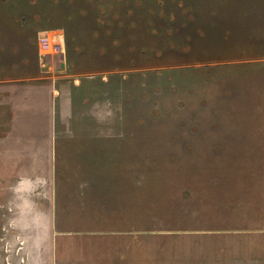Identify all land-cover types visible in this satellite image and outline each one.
Here are the masks:
<instances>
[{"label":"rangeland","instance_id":"374dc122","mask_svg":"<svg viewBox=\"0 0 264 264\" xmlns=\"http://www.w3.org/2000/svg\"><path fill=\"white\" fill-rule=\"evenodd\" d=\"M64 1L65 6L53 7L49 17L35 10L36 20L30 24L21 23L18 16H11V23L0 21V151H5L10 136L6 132L11 109L5 98L12 88L36 80L57 88V103L65 104L75 80L88 82L85 102L91 104L98 98L110 109L105 108L109 118L104 117L103 124L95 120L85 124L93 128L118 124L135 130L134 141L120 142L130 145L129 154L123 149L118 156L135 166L120 169L133 181L130 190L135 200L130 204L134 215L104 218L135 219L139 226L159 228L187 205L182 195L200 191L192 180L201 177L199 161L204 153L199 146L211 126L217 127L218 116L231 121L234 111L253 113L255 107H262L264 112V0L241 1V7L236 2L226 7L199 0L197 19L186 8L168 19L155 4H151L153 12L143 17L139 12L150 0ZM219 6L242 12V20L224 25L242 30L231 41L221 36L222 26L218 34L211 31L210 25L220 24L221 17L208 13ZM124 8H129L128 13H122ZM2 9L9 12L14 7L0 5V18ZM196 28L202 35L205 30L212 35L191 42L193 34L202 36ZM43 31L51 37L64 34L65 60L50 54L40 57L38 35ZM188 67L193 70L183 73ZM176 70L181 71L179 78L173 77ZM102 79L107 80V87ZM3 155L0 264H31L34 249L26 247V239L46 233L22 229L26 216L19 213L15 156ZM39 191L34 194L37 199ZM189 201L193 206L184 213H197V201Z\"/></svg>","mask_w":264,"mask_h":264},{"label":"crops","instance_id":"0c3cea01","mask_svg":"<svg viewBox=\"0 0 264 264\" xmlns=\"http://www.w3.org/2000/svg\"><path fill=\"white\" fill-rule=\"evenodd\" d=\"M87 83L75 80L65 104L57 88L32 79L6 94L10 136L0 157L15 156L22 229L46 233L26 239L31 264H264L262 107L238 109L231 121L217 115L199 146L201 177L192 180L200 191L182 195L187 205L175 219L143 227L104 218L134 215L133 181L120 169L135 166L118 156L129 154L120 142L134 141L135 130L85 124H103L110 109L98 98L85 102ZM192 199L197 213L186 214Z\"/></svg>","mask_w":264,"mask_h":264},{"label":"trees","instance_id":"16d2710c","mask_svg":"<svg viewBox=\"0 0 264 264\" xmlns=\"http://www.w3.org/2000/svg\"><path fill=\"white\" fill-rule=\"evenodd\" d=\"M57 1V2H56ZM212 1H217V2H221V4H224L226 7L227 4H229L230 2H236L240 5H242L241 1H249V0H212ZM150 2L151 4H155L159 7V9L161 11H163L164 16L166 18H170L172 15H177L179 12L182 13V11L186 8V9H192V11L194 13H188V15H194V17L200 18L199 17V13L195 12V7L197 6V3L199 2V0H150L147 1ZM153 2V3H152ZM66 2L64 0H0V5L3 8V5L5 6H13L14 9H11L9 12H5L2 9V13H1V18L0 21L3 20H7V23H11V16L13 17H19V19L21 20V23H25V24H30V22H35L36 18L34 17L35 15V10H38L40 12V14L45 15L47 17H49L47 14H51L53 7H63L65 6ZM148 3H145L143 6V13L142 10L141 12H139V14H141L143 17L144 16H148L149 13L153 12V8L152 5L150 6ZM186 7H185V6ZM138 8V7H135ZM213 9V10H212ZM129 8H124L122 10L123 14L128 13ZM37 11V12H38ZM138 14V12H137ZM208 14H215L219 19H221V23L219 24L218 22H215L214 24H211V31L212 33H220V26L221 27V36L224 38L225 41H231L232 39L235 38V36L237 34H240L242 32L239 30H235V28L232 27H224V25L227 24H231L228 21L229 20H242V18L240 17V15H242V12L240 11L239 8H235V10L229 9V8H215V7H211V9L209 10ZM208 14L205 13V16H207ZM204 16V17H205ZM30 19H33L30 20ZM30 20V21H29ZM29 21V22H28ZM30 26V25H29ZM216 29V30H215ZM196 33L198 35H202V32H200V29L196 28ZM204 31V30H203ZM203 35L210 36L212 35L211 32L205 30ZM200 36L197 38L196 34H193V37H191L190 41L192 42V40H198L204 36ZM190 38V37H189ZM188 39V37H186V40ZM193 67H188L182 70L183 71H192ZM169 72V71H167ZM180 70H176L174 71L175 75H173V77L175 78H179L180 77ZM184 73V72H183Z\"/></svg>","mask_w":264,"mask_h":264},{"label":"built area","instance_id":"2783aa9c","mask_svg":"<svg viewBox=\"0 0 264 264\" xmlns=\"http://www.w3.org/2000/svg\"><path fill=\"white\" fill-rule=\"evenodd\" d=\"M49 31L40 32L38 35V44L40 57H45L47 54L56 57V59H64L66 57V45L64 34L57 36H49Z\"/></svg>","mask_w":264,"mask_h":264}]
</instances>
